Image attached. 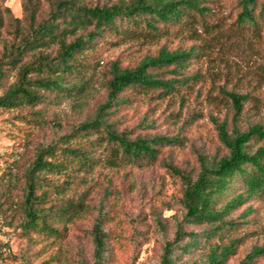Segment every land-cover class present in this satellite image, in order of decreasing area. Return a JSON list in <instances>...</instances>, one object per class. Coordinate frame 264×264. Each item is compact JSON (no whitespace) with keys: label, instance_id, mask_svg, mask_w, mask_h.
I'll return each instance as SVG.
<instances>
[{"label":"rangeland","instance_id":"374dc122","mask_svg":"<svg viewBox=\"0 0 264 264\" xmlns=\"http://www.w3.org/2000/svg\"><path fill=\"white\" fill-rule=\"evenodd\" d=\"M32 1L35 25L50 14L57 0ZM81 1L93 5L115 0ZM237 2L208 0L211 10L204 18L198 17L191 27L167 26L163 34L154 38L114 37L105 32V38L96 45L95 68L87 73L81 93L59 95L35 105L24 102L15 107H0V264H92L90 229L98 207L105 213L108 264L157 263L163 237L171 236L175 221L183 211L176 186L178 179L167 171L164 160L194 175L199 167V153L212 155L225 151L217 135L216 121L226 119L228 126L235 122L244 127L264 118V17L258 27L239 24L235 20L239 10ZM29 4L28 0H0L3 18L0 94L18 81L23 64L34 63L42 54L53 56L58 49L55 42L28 49L15 63L8 61L28 33ZM162 46L168 49L194 46V53L180 68L187 77L174 93V101L167 104L164 98L150 109L145 100L136 99L121 105L110 118L119 129H130L132 134L177 133L182 143L163 146L157 160L141 166L100 163L69 176L48 173L51 182L62 183L65 188L61 192L50 190L46 204L58 205L82 196L83 203L77 213L64 221L60 237L48 236L45 239L48 243L39 241L20 222L23 175L35 147L57 138L93 113L105 98L111 60L118 59L120 64L132 66L144 55L155 54ZM38 71H27L26 79L39 76ZM222 88L247 94L236 117L232 101ZM180 95L183 101H179ZM242 188L241 179L237 177L232 192ZM249 203L257 207L258 216L252 226L258 233L245 236L236 251L228 255L225 264H241L240 259L250 246L264 241V199H250L233 209L230 216L239 218L238 214ZM157 215L166 231L158 227ZM184 227L198 229L202 225ZM206 249L207 246L184 253L179 263L200 258ZM263 262L264 256H261L251 264Z\"/></svg>","mask_w":264,"mask_h":264},{"label":"trees","instance_id":"16d2710c","mask_svg":"<svg viewBox=\"0 0 264 264\" xmlns=\"http://www.w3.org/2000/svg\"><path fill=\"white\" fill-rule=\"evenodd\" d=\"M28 1V33L8 61L15 63L28 49L55 42L58 49L53 56L42 54L34 63L23 64L18 81L0 94V107H15L24 102L35 105L59 95L81 93L87 73L95 68L96 45L105 38V32L114 37L154 38L163 34L167 26L191 27L198 17L204 18L211 10L208 0H115L93 5L81 0H57L50 14L34 25V1ZM237 5L235 20L239 24L255 27L261 24L264 0H238ZM2 21L0 15V28ZM193 53L194 46L175 49L162 46L155 54L144 55L132 66H124L118 59L109 62L104 100L96 105L93 113L57 138L38 144L24 170L20 222L28 233L48 243L45 239L60 237L64 221L82 207L83 196L58 205L46 204L50 190L61 192L65 188L62 183L51 182L48 173L69 176L100 163L141 166L157 160L163 146L182 143L177 133L132 134L130 129H119L110 115L136 99L145 100L150 109L164 98L167 104L173 102L174 93L187 77L180 68ZM34 69H39L41 74L27 80V71ZM167 72L169 75H165ZM2 73L0 67V79ZM222 91L231 99L236 117L247 94L224 88ZM179 99L183 101V95ZM215 125L225 151L212 155L199 153V167L194 175L164 160L167 171L178 179L176 186L183 211L175 221L171 236L164 235L156 264H225L228 255L236 251L245 236L258 233L252 226L258 216L257 207L252 203L238 214L239 218L230 213L250 199H264V118L244 127L235 122L228 126L226 119L216 121ZM237 177L243 188L232 192ZM104 215L98 207L90 229L92 264H108ZM156 223L166 231L159 215ZM186 224L202 227L187 230ZM205 246L207 249L200 258L179 263L184 253ZM261 256H264V241L253 243L240 263L251 264Z\"/></svg>","mask_w":264,"mask_h":264}]
</instances>
